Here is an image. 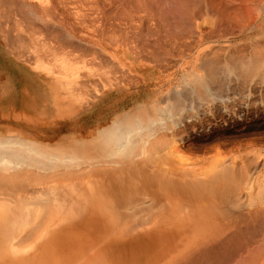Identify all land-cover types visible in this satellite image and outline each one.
Segmentation results:
<instances>
[{
    "label": "bare ground",
    "instance_id": "obj_1",
    "mask_svg": "<svg viewBox=\"0 0 264 264\" xmlns=\"http://www.w3.org/2000/svg\"><path fill=\"white\" fill-rule=\"evenodd\" d=\"M2 1H0V17L2 15L4 17H1V20H4L6 16L7 20L10 18L8 21L12 20V22L14 17H18L16 13L20 15L25 9H28L32 18L35 17L38 20L34 12L37 10L39 12L40 9L47 11L53 5L52 0ZM56 1L60 7V11L58 10L60 17L58 18L59 15L57 16L51 10L58 20L54 21L62 24L61 27L67 32L64 37L70 42L68 36L72 40L77 36L75 28L65 24L68 23L65 18L71 16L72 10L69 7L71 3L66 5L63 0ZM140 1L143 5V0ZM130 2L132 1L128 3ZM173 2L184 4H178L181 9L179 11L175 8L177 12L174 9H170L171 11L167 9L169 13L176 12L179 14L178 17L181 15L184 18V25L182 24L181 28L180 23L176 21V16L169 14L170 17L175 18L171 20L176 21L181 29L176 26L172 32L164 29V33L163 27L159 24L157 34L154 36V44H151L149 36L145 38L149 40V43L144 41V35L148 34L147 32L130 38L128 37L130 34L113 35L115 28L111 29L113 31L110 33L115 40L111 41L112 39L107 38L109 33L107 28L104 38V41H107L105 47L101 48L102 51L98 48L99 53L96 45L94 46L96 52L99 54L103 52L104 56L96 55L98 53L95 49L93 51L96 54L89 53L92 57L98 56L99 60L101 59L100 63L104 60L101 63L102 66L98 58L95 57L90 61L87 53H85L86 57L83 56V51L81 55L91 63L82 61L80 58L82 56L78 52L80 47L77 50V44L72 45L75 42L69 45L74 46L76 52L72 50L73 48L71 51L68 50L69 47L66 49L63 46L65 43L62 45L64 41L67 43L65 38L62 42L60 40L53 42L52 33L47 29L49 24L45 25L46 21L43 25L42 20L39 21V19V23L31 18L33 20L31 23L35 26L29 23L31 26L28 25L29 29L23 27L26 30L14 22L16 27L14 26L15 30L12 27L14 34L11 37L9 28L13 26L12 22H9L12 24L9 27L6 24L8 22L5 20V23L2 20L0 42H5L7 49L0 52V114L7 113L10 118L8 121L1 122L0 129L7 127L8 131L16 133L14 136L0 134V258L4 262L2 264H14L16 260L21 264H157L158 262L221 264L217 255L226 250H232L235 256L231 264H264V235H257L260 231L259 225L261 224L260 226L264 228V206L261 207L262 211L261 208L259 210L256 208L254 212L250 210L247 214L242 211H227L228 208L225 210L226 205L232 208L235 203L243 205V200L239 202L241 200L239 193L245 188L250 198L249 204L254 206L253 186L251 187L249 185L251 182L248 181L250 176L255 177V171L254 175L250 172L256 168V165L246 161L248 164H243L242 169H235L234 164L227 166L225 163L226 166L222 169L212 168L219 169L218 171L211 170L207 174L197 176L192 175L191 171L182 170L183 167L179 168L180 166L175 164L174 160L178 152L177 138L182 141L181 131L176 129L181 127L185 118L196 117L190 115L191 112L206 108L209 102L210 104L214 101L219 103L217 100H220L224 104L226 98L223 97L228 95L229 85L232 86L233 81H237L234 80V76L242 82L249 83V81L253 82L257 76L256 74L254 76L255 72L264 70L262 44L259 43V47L262 46L260 49H263V52L260 49L258 51L263 62L256 56L259 53L257 51L259 47L254 46L252 49L258 53L250 51V54L252 56L255 54V58L248 59L251 56L250 54L247 56L249 46L245 47V51L240 50V47L237 49L234 47V50L239 49L240 53H237L239 56H236L235 51L232 55L231 49L232 54L229 52L231 56L228 53L226 56L229 58L224 60L220 57L223 54L219 53V55L218 51L224 53L222 50L228 49V45L226 44V48L223 46L222 50L219 49L216 52L213 49L214 51L212 50L213 52L208 55L211 45L204 48L203 45L207 40L203 41V38L209 39L210 36L217 34L215 29L221 35L223 31L218 30V27L222 26L225 29L223 26L227 24L240 29V36L244 39L248 41L262 39L263 42L264 0H173ZM194 3L198 6L202 3V12L197 9L200 7L195 8L197 5L191 7ZM167 4H169L165 5L167 7L161 4L163 9L170 5L175 7L169 2ZM119 5L125 7L123 2ZM138 5L140 7V4ZM178 5L176 7H179ZM133 6V9L139 8L135 7V4ZM86 7L88 8L87 5ZM144 7L146 11V6ZM189 7L197 9L198 16L195 15V10L193 12ZM128 9H123V12L127 15L130 13L132 18L134 10L129 12ZM101 12L102 9L99 14ZM25 13L22 15L25 16ZM72 13L75 15V10ZM150 13L153 14L152 11ZM22 15H20L22 20L19 17L17 19L23 22V26L26 22L23 19L30 20L26 18L30 16L27 14L21 17ZM45 15L49 19H54V16ZM141 15L140 18L137 17L141 19ZM144 15L147 19L150 14L144 13ZM142 21H144L143 17ZM35 23L42 24L43 29L39 30L41 26L38 28L39 26L36 27ZM92 25L94 26V24L90 26L93 27ZM146 25H148L147 22ZM98 26L97 28L102 30V25ZM44 27L47 30H44ZM170 27L172 25L168 28ZM210 27L215 29L209 30ZM35 28L38 31H35ZM56 28L60 30V27ZM43 30L49 33L45 34ZM95 30L98 34L99 30ZM38 32L46 37L50 35L51 38H48V41L43 35L39 38ZM115 32L119 34L116 30ZM83 33L82 36H84ZM167 33L170 36H165ZM226 33L224 31L223 34ZM194 34H197L199 39L196 38L198 41L195 42V47L193 46L191 50L188 48L189 52H193L189 54L185 45L191 46L190 36ZM61 35H58L59 38ZM112 35L108 37L111 38ZM193 36L191 40L195 37ZM55 37L57 39V35ZM42 38L45 42H40ZM169 40L176 43V40H183L178 41L177 45L183 47L181 50L186 49L188 52L177 60L175 57L176 65L174 66L172 60L168 59L172 54L164 51L160 45L162 42L166 45ZM175 42L174 47L177 46ZM20 43H23L22 46ZM252 43L255 45L254 42ZM58 46L63 48L60 49ZM64 48L69 52L64 51ZM143 48H149L146 51L150 50V53L143 52ZM141 49L144 55L141 54ZM183 52L181 54H185ZM242 52L244 54L246 52L247 59L241 55L243 59L238 58L237 62L236 58L240 57ZM232 56L233 60L235 58L234 63L230 59ZM110 58L119 65L116 64V66ZM97 60L99 64L96 63ZM168 62L171 63L168 64ZM168 65L171 66L168 67ZM116 67L126 77L131 72L138 74L142 82L137 81V76L133 74L136 78L131 75L128 76L129 78L121 77L123 74ZM98 68L101 71L105 68L106 71H103L105 74ZM112 68L119 72L120 76L115 70L119 79L117 75H113ZM153 68H164L163 71L168 68L166 70L169 72L171 68L174 71L175 83H168V90L164 93L166 97H162V87L158 90L155 88L154 80L151 82L153 77L150 73ZM248 71L250 73L246 75ZM231 77H234L233 81ZM259 80L260 84L264 83L263 79ZM166 84H163L164 88ZM182 86L185 93L175 89L170 94L173 87ZM93 87L100 91L90 90ZM234 90H236L235 87L231 88V93ZM93 92L97 95H93ZM227 98L230 101L229 96ZM23 116L26 117L22 118ZM17 126H21L22 129H17ZM3 131L5 132L4 129ZM259 180H262L264 184V164L254 183ZM257 191V197L264 199V196L261 197L264 186L259 187ZM216 198L217 200L213 201ZM189 204L197 205L201 210L220 206L219 212L217 211L219 215L228 216L229 219L228 217L222 219V216L221 220L217 221L197 219L191 215L193 211H196L192 205L188 208ZM180 205L187 206L184 211L189 215L177 214L176 210L181 209ZM244 208L241 207L240 210ZM207 223L214 224V227L191 229L194 224ZM176 224L181 225L180 229L174 226ZM187 230H199L204 233L200 235V232L190 241L185 236ZM262 232L264 231L258 233ZM256 236L262 238L256 241ZM179 239V242L185 241V244H182L177 254L170 256L173 240ZM248 239L251 241H246ZM225 256L228 257V255Z\"/></svg>",
    "mask_w": 264,
    "mask_h": 264
},
{
    "label": "rangeland",
    "instance_id": "obj_2",
    "mask_svg": "<svg viewBox=\"0 0 264 264\" xmlns=\"http://www.w3.org/2000/svg\"><path fill=\"white\" fill-rule=\"evenodd\" d=\"M0 1H2V0H0ZM5 1V0H4ZM53 1V5L51 6V7H49L48 9H47V11H42L41 9V12H46L45 14H47V15H49V16H54V14L56 13V15L58 16V18L60 17V7H59V5H58V3H57V1L56 0H52ZM65 3H66V5H69L70 3V5H69V7H70V10H72L73 12H74V10H75V15L72 13V11L70 12V17H67V18H65L67 21L66 22H68V23H65L66 24V26H72V27H74L75 28V30H76V32H77V36H76V40L75 39H73V40H75V41H73L69 36H68V40L70 39L71 41L70 42H68L67 40H66V37H64V36H66V34H67V32H66V30L63 28V27H61V23H59V22H55L56 20H57V18H55V16L53 17L54 19H52L51 17V19H49L44 13L43 14H40L41 12H40V10H39V12H38V10L37 11H35L34 12V14L35 15H37V17H38V20L39 21H41L42 23H43V25L45 24L46 26L48 25V27H47V29L48 30H50L49 32H51L52 33V37H53V39L51 38V36L50 35H48V36H50V37H46L45 35H43V33H45L44 32V30H47L45 27H44V30H43V33H39V32H42V31H39L38 32V34H39V38H40V35L42 36L43 35V37L44 38H46L45 40H47L48 41V38L50 39L51 38V40L53 41V42H55L56 43V41L55 40H57V41H61L62 42V40L65 38V40L67 41V43L64 41V42H62V45L65 43V44H72V42H75V43H73L72 45H74V46H76L75 44H77V50L79 49V47H80V49H82L81 51H80V49L78 50V52L80 53V55L84 52V54H82L83 56L85 55V53H87L88 54V59L91 61V59H93V58H95L96 56H91V54H93V50L95 49V52L98 50V48L102 51V49L101 48H104L105 47V42H107V41H104V38H105V33H107V32H109V33H107L108 34V36L110 37V35H112V34H110V33H112V31L113 30H111V29H114L115 28V30L119 33V34H117L116 32H115V30L113 31V35H129L128 37H130V38H133V37H135V36H140V35H144V34H146V32L148 33V34H146V35H144L145 37H144V41L146 42V43H149L148 41L150 40V43L152 44L153 42H154V39H155V35L157 34V30H158V26L157 25H161L162 27H163V32L165 33V31H167V32H172L175 28H176V26L179 28V29H181L182 28V26L184 25L183 23H184V18L183 17H181V15H180V17H181V21H180V17H178V15L179 14H177L176 12H177V9L180 11V9H181V7L179 6V5H184V4H179L178 2H176L175 4H174V2H173V0H143V2L145 3L146 2V4L144 5V3H143V5L144 6H146V9L148 10H146L145 11V7L140 3L141 1L140 0H134V3H133V0H131L132 2H130L131 3V5H130V3H128L129 1L128 0H126V2L123 0H63ZM138 3H137V2ZM148 1V2H147ZM162 1H164V3L162 2ZM172 1V2H171ZM174 1H176V0H174ZM3 2V1H2ZM69 2V3H68ZM123 2V4H124V6L125 7H122V5H119V3L121 4ZM137 4H136V3ZM152 2H154V4L152 3ZM167 2H169V3H171V4H174L175 5V7L174 6H168V8H164L163 9V7L161 6V4L163 5V6H165V5H169V4H167ZM57 4V6L55 5V4ZM96 3V4H95ZM133 4H135V7H139V5L138 4H140V7L139 8H134L133 9ZM179 4V5H178ZM202 4V3H201ZM200 4V6H198V4H196V3H194V4H192V6L191 7H195L196 5V7L195 8H197V7H200V8H197L198 9V11L199 12H202V7H203V5H201ZM2 5H5V4H3L2 3ZM86 5L88 6V8L86 7ZM119 7H118V6ZM131 6V8H127L128 6ZM157 5V6H156ZM179 6V7H176V6ZM195 5V6H194ZM54 6H55V8H54ZM111 6V7H110ZM142 6V7H141ZM125 10H127L128 9V11L129 12H131V11H133L134 13L132 14V18H131V14L127 11V13H129V15H127L126 14V12H123V9ZM165 7H167V6H165ZM171 7V8H170ZM174 7V8H173ZM191 7H189V8H191ZM41 8V7H40ZM104 8V9H103ZM141 8V9H140ZM143 8V9H142ZM175 8H177V9H175ZM192 9L193 10V12H194V10H195V15L197 14V13H199L198 11H196L197 9ZM38 9H39V7H38ZM102 9V12L99 14V11ZM113 9V10H112ZM137 9H139V10H137ZM162 9L165 11H162ZM172 10V9H174V11L176 10V12L175 13H169L170 11H168V10ZM201 9V10H200ZM28 10V9H27ZM26 9L24 10V11H22V12H26L25 14L27 15H29L30 17H26V18H28V19H30V20H27V19H23V20H25L24 22V24H23V26H22V23L23 22H21L20 20H18L17 18L19 17L20 18V15H22V14H24V13H22V14H17L18 12L17 11H15V12H17L16 13V16H18V17H14V14H12V16L14 17H12L14 20H13V22H12V20L11 21H8V20H10V18L7 20V17L5 16V18H4V22H5V20L8 22V23H6L8 26L11 24H9V22H12V24L15 22V24H16V22H17V26H19V25H21L20 27L21 28H23V27H28V25H29V23H30V25H33V26H35L34 24H32L31 22H33V20L32 19H36L35 17L34 18H32L31 17V15H30V13L27 11ZM51 10H53V12H55V13H53ZM59 10V11H58ZM136 10V11H135ZM142 10V11H141ZM143 10H144V13H146L147 15H149V17L146 19L145 17H147L146 15H144V13H143ZM51 11V12H50ZM109 11H111V12H109ZM115 11V12H114ZM153 12V14H151L150 12ZM158 11V12H157ZM160 11V12H159ZM168 11V12H167ZM178 11V12H179ZM191 11V10H190ZM28 12V13H27ZM122 12V14H120ZM148 12V13H147ZM163 12V13H162ZM192 12V13H193ZM197 12V13H196ZM50 13V14H49ZM108 13V14H107ZM115 13V14H114ZM126 14V16H125V14ZM73 14V15H72ZM109 14H111V15H109ZM142 14V15H141ZM169 14H170V16H173V15H175V16H173V17H175V18H177L176 19V21L178 22V24H179V26L181 27H179L178 26V24H177V22L176 21H173V20H175V18H173V17H170L169 16ZM172 14V15H171ZM25 15V16H26ZM33 15V14H32ZM34 15V16H35ZM45 15V16H44ZM88 16V17H90V19L87 17L86 18V16ZM101 15H102V17H101ZM107 15V16H106ZM140 15L144 18V21H142L141 22V19H142V17H141V19H139L140 18ZM161 15V16H160ZM162 15H163V18H162ZM168 16V17H166V16ZM25 16H21V17H25ZM43 16V17H42ZM133 16H134V18H133ZM137 16H139V18L137 17ZM145 16V17H144ZM160 16V17H159ZM183 16V15H182ZM196 16H198V14L196 15ZM2 18L4 17V15H2L1 16ZM1 17H0V26H3V21L1 20ZM108 17H110V18H108ZM165 17V18H164ZM11 18V19H12ZM32 18V19H31ZM47 18H48V20H47ZM71 18V19H70ZM94 18V19H93ZM138 20H137V19ZM150 18V19H149ZM167 18V19H166ZM17 19V20H16ZM21 19V18H20ZM45 19V20H44ZM86 19H87V21H86ZM112 19V20H111ZM133 19H135V20H133ZM152 19V20H151ZM163 21H162V20ZM166 19V20H165ZM168 19H173V20H171V22H169L170 20H168ZM22 20V19H21ZM32 20V21H31ZM37 20V19H36ZM37 20V22H39ZM50 20V21H49ZM55 20V21H54ZM60 20H62L61 18L59 19V21ZM68 20H72V21H68ZM106 20V21H105ZM147 20H151L150 21V24H149V21H147ZM19 21L21 22V23H19ZM29 21V22H28ZM46 21V22H45ZM58 21V20H57ZM87 22V24L85 23V22ZM104 21H105V23H104ZM114 21V22H113ZM131 21V22H130ZM135 21V22H134ZM155 21V22H154ZM165 21V22H164ZM170 23V25H172V27H170V28H172V29H170V28H168L170 25H169V23ZM180 21V22H179ZM61 22V21H60ZM84 23V24H86V25H83L82 23ZM146 22L148 23V25H146ZM168 23V27H167V23ZM176 22V23H175ZM182 22V23H181ZM27 23V24H26ZM40 23V22H39ZM73 23V24H72ZM98 23V24H97ZM103 23V24H102ZM135 23V24H134ZM143 23H145V24H143ZM158 23V24H157ZM5 24V25H6ZM11 24V25H12ZM36 24V23H35ZM50 24H51V27H50ZM53 24V25H52ZM81 24L83 25L82 27H81ZM91 24H94V26L96 27H94L93 25V27H91L90 25ZM156 24V25H155ZM174 24H177V25H174ZM183 24V25H182ZM10 25V26H11ZM29 25V27H31ZM42 25V24H41ZM40 24L38 25V24H36V27L37 26H39L38 28H40V26H41ZM42 25V26H43ZM55 25V26H54ZM88 25V26H87ZM98 25H102L101 27H102V30H101V28L100 29H98L97 27H99ZM121 25V26H120ZM144 27H146V28H144ZM146 25V26H145ZM227 25V24H226ZM224 25L223 27H225V29H223L222 28V26H221V28L220 27H218V30H221V35H220V33H219V31H216V29H215V27H213V28H211V29H209V30H214L215 29V32H218L217 34H215L214 36L212 35V36H210V38L207 36V34H206V36H207V38H209V39H206V37H205V35H204V37H205V40H204V38H203V41H206L207 40V42H205V44L203 45L204 46V48L206 47V46H209V45H211V49H210V51H208V55H209V53L210 52H213L214 50V52H216L217 50H219V49H221L223 46H225L226 44L228 45H226L227 47H228V49H224L223 48V50L222 51H224V53H221V52H219L218 51V54L220 53V54H223V55H221L220 57H222L224 60L228 57V56H226V55H228V53L230 52V50H231V52H233V54L232 55H234V51H235V53H236V56H239V55H237V53H240V51H239V49H238V51L237 50H234L235 48L234 47H236V49H237V47L239 48L240 47V50H244L245 51V47L246 48H248L249 46V48H251V50L248 48L247 50H249L248 52V55L246 54V52H245V54L247 55V56H249V54H250V51H253V52H257L261 47H259V45L260 44H262L263 46H264V41L262 42V39L260 40V39H255V40H253V41H248L246 38L244 39V37L243 36H240L241 35V33H240V29H238V28H235V26L234 25ZM9 26V27H10ZM14 26L16 27V25H14L13 24V26H11L9 29H10V31H9V33H10V35H11V37L13 36L12 34H14V33H12V30L14 29ZM41 26V28L39 29V30H41V29H43V27ZM76 26V27H75ZM87 26V27H86ZM138 26V27H137ZM148 26V27H147ZM166 26V27H165ZM228 26H230L231 27V29H230V27H228ZM12 27H13V29H12ZM29 27H28V29H29ZM56 29L55 30V32H54V29ZM56 27H60V30H59V28H56ZM110 27V28H109ZM229 28V29H227V28ZM26 28H23V29H25L26 30ZM37 28V29H38ZM52 28V29H51ZM82 28V29H81ZM107 28H108V31H107ZM119 28V29H118ZM144 28V29H143ZM170 30V31H168V29ZM235 28V29H234ZM12 29V30H11ZM27 29V31H30V30H28ZM58 29V30H57ZM63 29V30H62ZM80 29V30H79ZM95 29H97V31L99 30V32H98V34L96 33V30ZM141 29H143L142 31H141ZM149 29V30H148ZM164 29H165V31H164ZM15 30V29H14ZM52 30H53V32H54V35H53V32H52ZM65 30V31H64ZM139 30V31H138ZM227 30H230L231 32H229V31H227ZM35 31H38V30H36V28H35ZM57 31V32H56ZM58 31L60 32V33H58ZM65 33H64V32ZM81 31V32H80ZM87 31V32H86ZM107 31V32H106ZM138 31V32H137ZM151 31L153 32V33H151ZM224 31H226L227 33L224 35L223 33H224ZM239 33H238V32ZM14 32V31H13ZM48 31H46V33H49ZM84 32V33H83ZM141 32H145V33H142L141 34ZM247 32V31H246ZM45 33V34H46ZM83 33V35L84 36H82L81 34ZM89 35H88V34ZM116 33V34H115ZM163 33V34H164ZM228 33H230V34H232V35H230V34H228ZM61 35V34H63V35H61V37L59 38V36L58 35ZM79 34V35H78ZM85 34H87L86 36H85ZM140 34V35H139ZM28 35V34H27ZM55 35H57V39H55L56 37H55ZM101 35V36H100ZM113 35L111 36V38H109L108 36H107V38L110 40V39H112L111 41H114L115 39H113L114 37H113ZM219 35V36H218ZM91 36V37H90ZM97 37V38H94L93 39V37ZM103 36V37H102ZM119 36H118V38H119ZM148 36L150 37V38H148ZM165 36H170V35H168V33L165 35ZM191 36H193V35H191ZM190 36V38L192 39V37ZM195 36V37H194ZM194 38H193V40H191L190 38V45L188 44L189 43V40H187L188 41V43H187V45H189L190 47H188V46H186L185 45V48L186 49H192V47L194 46L195 47V45H196V43L195 42H197L198 41V35L196 34H194ZM10 37V36H9ZM81 37V38H80ZM89 37V38H88ZM113 37V38H112ZM148 38L147 40H145V38ZM44 38H42V40L40 41V42H45V40H44ZM91 38V39H90ZM196 38H198L197 40H196ZM225 38H227L226 40H225ZM243 38V39H242ZM78 39H81L80 41L78 40ZM88 39V40H87ZM90 39V40H89ZM107 39V40H108ZM171 39V38H170ZM224 39V40H223ZM93 40V41H92ZM94 40H96L98 43H100V44H98L96 41H94ZM121 40V39H120ZM152 40V41H151ZM159 40V39H158ZM209 40V41H208ZM227 40H229V41H227ZM231 40V41H230ZM241 42H240V41ZM243 40H244V42H243ZM77 41V42H76ZM84 41H85V43H84ZM88 43H87V42ZM111 41H108V42H111ZM162 41V40H161ZM170 41V42H169ZM169 41H167V43H166V45H165V43L164 42H162V44L160 43V45L162 46L161 48H163V50L164 51H167V52H169L170 53V55L172 54V56H170L168 59L172 62V64H173V66L174 65H176V63H175V61H174V58H175V60H177V58L179 59L180 58V56H182V55H186V53H188L190 50L188 49V52H187V50L186 49H182L184 52H185V54H181V52H183L182 50H181V48H183L182 46H179V45H177L178 44V41L179 42H182V41H180V40H176L177 41V43L175 42V41H173V40H169ZM171 41H173V44H174V42H175V44L177 45L176 47H174V45L173 44H171L172 42ZM192 41H193V43H192ZM218 41H219V44H218ZM234 41H237V42H234ZM51 42V41H50ZM60 42V43H61ZM93 42V43H92ZM160 42V41H159ZM168 42H169V44H168ZM209 42V43H208ZM245 44H243V43ZM248 42V43H247ZM252 42H254V44L255 45H253V43ZM82 44V45H80V44ZM87 43V44H86ZM236 43V44H235ZM260 43V44H259ZM21 44V43H20ZM23 44V43H22ZM22 44H21V46H22ZM53 44V43H52ZM63 45L64 47H66V49L69 47V49L68 50H70L71 51V49L74 47V46H71V45H69V46H66V45ZM84 44L87 46H84ZM154 44V43H153ZM180 44V43H179ZM208 44V45H207ZM232 44H234V45H232ZM238 44H240L239 46H238ZM248 46H247V45ZM250 44V45H249ZM54 45V44H53ZM52 45V46H53ZM58 45L60 46L61 44H59V42H58ZM96 45V47H97V50H96V47L94 48V46ZM101 45V46H100ZM242 45H244V47L242 46ZM20 46V47H21ZM58 46V47H59ZM213 46V47H212ZM219 46V47H218ZM226 46H225V48H226ZM253 46L254 47H259L258 49H257V51H254L253 49ZM54 47H56V46H54ZM71 47V48H70ZM88 47H90V48H88ZM232 47V48H231ZM243 47V48H242ZM60 49H62L63 47L61 46V47H59ZM84 48H86V49H89L90 50V52H89V50H86V49H84ZM91 48H93V49H91ZM171 48H173V49H171ZM180 48V49H179ZM234 48V49H233ZM253 48V49H252ZM264 48V47H263ZM7 49V47H6V43L4 42V43H2V42H0V52L1 51H3L4 52V50H6ZM65 49V48H64ZM64 50V51H67V52H69L68 50ZM146 49H149V48H146ZM146 49H144L143 48V50L141 49V54L143 53V52H145L146 54L149 52L150 53V50L147 52L146 51ZM214 49V50H213ZM72 50H75V52H76V49H72ZM86 52H85V51ZM213 50V51H212ZM220 50V51H221ZM262 52H263V49H260ZM83 51V52H82ZM143 51V52H142ZM243 51V52H244ZM66 52V53H67ZM94 52V53H95ZM98 52L100 53V51L98 50ZM98 52H96V53H98ZM183 52V53H184ZM242 52V53H243ZM252 52V53H253ZM259 52V51H258ZM257 52V53H258ZM89 53H91V54H89ZM95 53V54H96ZM96 54V55H102L101 57H103L104 56V53L102 54ZM152 53V52H151ZM190 53H193L192 51L191 52H189V54ZM229 53V56H231V54ZM256 53V54H257ZM264 53V52H263ZM262 53V54H263ZM76 54H78V53H76ZM94 54V55H95ZM219 54V55H220ZM244 53L243 54H240V57H237L236 59V61L238 62L239 60H238V58H240L241 59V55H243V57H246V55H245ZM260 54V52L258 53V55H256V56H258L261 60H262V62H263V58L259 55ZM3 55V54H2ZM7 55V54H6ZM81 55V56H82ZM143 55H144V53H143ZM174 55V56H173ZM218 55V56H219ZM226 57H225V56ZM245 55V56H244ZM251 56H249L248 57V59H252V57L253 58H255L256 56H252V54H250ZM82 56V57H83ZM87 55H85V57H86ZM90 56V57H89ZM98 56L96 57V59L98 58ZM149 56V55H148ZM150 56H151V54H150ZM149 56V57H150ZM152 56H155L154 54H152ZM163 56V55H162ZM9 57V56H8ZM80 57V56H79ZM82 57H80L81 59H82V61L84 60L85 62H90L89 60H87L86 61V59H84V57L82 58ZM92 57V58H91ZM173 57V58H172ZM235 57V56H234ZM243 57H242V59H243ZM263 57H264V55H263ZM229 58V57H228ZM108 59V58H107ZM111 59V58H110ZM109 59V60H110ZM230 59L232 60V62L234 63V60H235V58H234V60H233V56H232V58L230 57ZM230 59H228V61L230 60ZM244 59H247V57L246 58H244ZM98 60H99V58H98ZM98 60H97V64H99L100 63V61H101V59L99 60V63H98ZM114 63H115V65L116 64H118L115 60H113V59H111ZM111 60H110V62H111ZM230 60V61H231ZM93 61V60H92ZM95 61V60H94ZM104 61V60H103ZM102 61V62H103ZM85 62H84V65H85ZM101 62V63H102ZM112 62V63H113ZM171 62H168V64L169 63H171ZM236 62V63H237ZM91 63V62H90ZM90 63H88L89 65H90ZM100 63V64H101ZM114 63H113V66H114ZM235 63V64H236ZM82 64V63H81ZM171 64V65H172ZM104 65V64H103ZM119 65V64H118ZM171 65H168V67L169 66H171ZM86 66H88L87 64H86ZM91 66V65H90ZM101 66H102V64H101ZM117 66V65H116ZM127 66V65H126ZM172 66V67H173ZM99 67H100V65H99ZM103 67H105V66H103ZM117 68V67H116ZM99 70H100V72L101 73H104L106 70H105V68H104V70H102L101 71V69H103L102 67H101V69L100 68H98ZM112 69H114V68H112ZM124 69H126V67L124 68ZM167 70H168V68H166ZM165 69V71H163L164 70V68H153V70L151 71V73H150V75L153 77V79L151 80V82L154 80V83H156L155 84V88H157L158 90H160L159 88H161L162 87V89L161 90H163L162 92H161V94H162V97H166L165 96V94L164 93H166L167 92V90H168V83L169 84H174L175 83V78H174V71H175V69H174V67L172 68L174 71H172L171 70V68H169V70H170V72L169 71H167ZM115 70L116 69H114V71H113V75L115 74ZM117 70L119 71L120 69H118L117 68ZM117 70H116V73H117ZM104 71V72H103ZM120 72V71H119ZM118 72V73H119ZM158 72V73H157ZM164 72V73H163ZM166 72H167V75H166ZM244 72V71H243ZM117 73V74H118ZM121 74H123L122 73V71L120 72ZM125 73V72H124ZM161 73V74H160ZM245 73V72H244ZM248 73H250L249 71L246 73V75L248 74ZM105 74V73H104ZM117 74H115V75H117ZM126 74V73H125ZM135 75V76H137V78L135 77V76H133V75ZM257 76H256V75ZM119 75V74H118ZM117 75V76H118ZM132 76V77H134V78H136L137 79V81H139V82H142V79L140 78V76L138 75V74H136V73H134V72H131V73H129V74H127V77H126V75H121V77H123L124 78V76H125V78H129L128 76ZM250 75V74H249ZM248 75V76H249ZM252 75V74H251ZM120 76V75H119ZM119 76H118V79H119ZM244 76V75H243ZM253 76V75H252ZM254 76H256L254 79H253V77H251V79H253V82H250L249 80H250V78H248L249 80V83L248 82H242V80H239V79H236L237 77L236 76H234V77H231V81H233V79L232 78H234V80L236 81V82H234L233 81V83L234 84H231L232 86H230L229 85V88H230V91H229V93H228V95H226V96H224L223 98H226V102H224V104L222 103V101L220 102V100H217L219 103H217V102H215L214 101V103H212V104H210V102H209V105L206 107V108H201V109H199L198 111H194V113L193 112H191V114L190 115H192V116H196V117H193V118H191V119H188V118H185V120H184V123L181 125V127H178L177 129H176V131H181V137H182V141L180 140V138L178 139L177 138V145H178V152L176 153L177 155H175V157H174V160L176 161V163L175 164H177L178 166H180L179 168H181V167H183V169L182 170H184V169H186V171L188 170V171H191V174L192 175H199V174H203V173H205V174H207L209 171H211V170H216V171H218L220 168L222 169V168H224V166H226L225 165V163L227 164V166L229 165L230 166V164H234V166H235V169H242V165L243 164H245V163H247L248 164V162L250 163V162H252V164L251 165H256V168L255 169H252L251 170V175L253 174H255L256 173V175H254L255 177L253 178V176H250L251 178H250V181H248V182H251V184L249 183V185L252 187V195H255L254 197H253V202H254V200H255V204H254V206L253 205H251L250 206V204H249V200H250V198H249V195H248V191L246 190V188L241 192V193H239V196H240V201L239 202H241L242 200L244 201V203H243V205H240V203H238V204H233V208H232V206H230V205H226L225 206V210H227V208H228V210L227 211H229V210H232V211H242V212H244L245 214H247V213H249L250 212V210H253V212H254V210L256 209V210H259L262 206H264L263 204H264V199H259L257 196H258V188L259 187H262V186H264V184H263V182H262V180H259V182H257V183H254L255 182V180H256V177H257V174H258V172L260 171V169L262 168V164H264V83H262V84H260V80L259 79H263L264 80V70L262 69L260 72H255L254 73ZM116 77V76H115ZM120 77V78H121ZM131 77V78H132ZM166 77V78H165ZM117 78V77H116ZM123 78H121L122 80H123ZM155 78V79H154ZM120 79V80H121ZM133 79V78H132ZM131 79V80H132ZM125 80V79H124ZM135 80V79H134ZM172 80V81H171ZM169 81V82H168ZM174 82V83H173ZM100 83V82H99ZM165 83H167L166 84V86H165V88L163 87V84H165ZM229 83H230V81H229ZM232 83V82H231ZM237 83V84H236ZM168 85V86H167ZM235 85V86H234ZM240 86V87H239ZM233 87H235V89L236 90H234V91H232L233 93H231V88H233ZM246 87V88H245ZM175 89L177 90H182V92H184L185 93V90L183 91V86L182 87H173L172 88V90H171V92H170V94H172L173 93V91H175ZM239 89H241L240 91H242L241 92V94L238 92V90ZM243 89V90H242ZM90 90H96L97 92L98 91H100V89H97L96 87H93V88H90ZM91 91V92H92ZM235 91H237L236 93H234ZM238 93H239V95H238ZM260 93H261V95H260ZM236 94V95H235ZM93 95H97V93H95V92H93ZM229 96V99H230V101H228V97ZM231 96V97H230ZM260 96V97H259ZM95 97V96H94ZM243 97V98H242ZM246 97V98H245ZM248 97V98H247ZM262 98V99H261ZM262 102V103H261ZM222 103V104H221ZM262 104V105H261ZM198 106V105H197ZM195 108H197V107H195ZM190 113V112H189ZM24 117H26V116H23L22 118H24ZM3 118V119H2ZM9 118H10V115H7V113H2V114H0V126H1V122L2 121H8L9 120ZM6 128V129H5ZM2 129V130H1ZM1 129H0V134L1 135H3V136H14V133L13 132H10V131H8L9 129L7 128V127H1ZM3 129L5 130V132L3 131ZM17 129H22V127L21 126H17ZM175 129V128H174ZM3 131V132H2ZM8 133V134H7ZM13 133V134H12ZM165 133H167V131L165 132ZM7 134V135H6ZM16 134V133H15ZM179 137V136H178ZM181 142H180V141ZM202 145V146H201ZM258 160V161H257ZM246 161H248V162H246ZM254 162H258L257 164L256 163H254ZM254 163V164H253ZM257 167H259V168H257ZM212 168H219L218 170L217 169H212ZM210 169V170H209ZM258 171H257V170ZM221 171V170H220ZM254 171H255V173H254ZM257 171V172H256ZM215 172V171H214ZM252 178L254 179L253 180V183H252ZM247 182V183H248ZM247 183H245V185H247ZM228 195V194H227ZM229 196V195H228ZM262 196H264V192L262 193V195H261V197ZM229 197H232V195L231 196H229ZM218 198H220V197H218ZM264 198V197H263ZM215 200H217V198L216 199H214L213 201H215ZM242 201V202H243ZM251 201H252V199H251ZM261 202V203H260ZM213 203V202H212ZM246 204V206H244ZM192 204H189L188 205V208H190V206H191ZM234 205H237V206H234ZM238 205H239V207H238ZM181 206V209H178V210H176L177 211V214H179V215H189L187 212H185L184 210H186L185 208L187 207V206H184V205H180ZM242 208H244V207H246V208H244V209H242V210H240L241 209V207ZM194 207V209H195V211L196 212H192V214L190 213V211H189V213L191 214V215H193V216H195V218H197V219H199V218H202V220H209V221H217V220H221V216H222V219H224L223 217H225V219H226V217H228V216H224V215H219V209L221 208L220 206H218V207H214V208H210V207H208V208H206V209H198L199 207H197V205H192V208ZM235 207H238V208H235ZM252 208V209H251ZM214 209V210H213ZM236 209V210H235ZM238 209V210H237ZM193 210V209H192ZM216 210V211H215ZM263 210H264V207H263ZM201 211H203V212H201ZM218 211V212H217ZM261 211H262V208H261ZM217 212V213H216ZM252 212V211H251ZM3 214V213H2ZM219 215V216H218ZM246 216H248V215H246ZM252 216V215H251ZM264 216V215H263ZM231 217V216H230ZM262 217V216H261ZM232 218V217H231ZM227 219H229V217L227 218ZM261 219H263V218H261ZM186 224V223H185ZM258 225V224H257ZM261 225V224H260ZM259 225V227H260V231H264V228H262L263 226H260ZM174 226H176L177 227V229H180V226L181 225H174ZM202 227H205V228H211V227H214V224H211V223H207V224H194L193 226H191V229H193V228H195V229H199V228H202ZM258 227V228H259ZM260 231H258V232H260ZM201 232V233H200ZM199 232V230H187V235H186V233H185V236H186V239H190V241H192L199 233H200V235L202 234V233H204V232H202V231H200ZM206 232H208V230H206ZM257 232V235L259 234V235H261V236H263L264 235V232H262V233H258ZM261 236H256L255 238V240L257 241V239H260V238H262ZM264 237V236H263ZM180 241V239L179 240H173V242H172V244H171V247H172V249L170 250L171 252H172V254H169L170 256H172V255H175V254H177L178 253V251L180 250V248L182 247V244H185V241H183L182 243L181 242H179ZM246 241H248V242H250L251 240H246ZM225 255H228V257L227 256H225ZM230 255H233V256H230ZM219 258H220V262H221V264H231V262H233V260H234V254L232 253V250H226V251H223L222 253H220L219 255H217ZM222 256V257H221ZM225 256V257H224ZM230 256V257H229ZM161 257H164V256H161ZM217 259V258H216ZM221 259H223V260H221ZM229 260V261H228ZM228 262V263H227ZM2 263H4L2 260H1V258H0V264H2ZM167 262H158L157 264H166ZM14 264H21V262H19L18 260H16L15 262H14ZM209 264H211V263H209Z\"/></svg>",
    "mask_w": 264,
    "mask_h": 264
}]
</instances>
